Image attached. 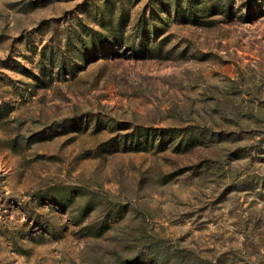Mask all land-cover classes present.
<instances>
[{
    "label": "rangeland",
    "instance_id": "rangeland-1",
    "mask_svg": "<svg viewBox=\"0 0 264 264\" xmlns=\"http://www.w3.org/2000/svg\"><path fill=\"white\" fill-rule=\"evenodd\" d=\"M0 264H264V0H0Z\"/></svg>",
    "mask_w": 264,
    "mask_h": 264
},
{
    "label": "trees",
    "instance_id": "trees-1",
    "mask_svg": "<svg viewBox=\"0 0 264 264\" xmlns=\"http://www.w3.org/2000/svg\"><path fill=\"white\" fill-rule=\"evenodd\" d=\"M118 28L117 29H115V30H111V33L113 34V35H115L116 37H115V39L117 40V39H120L119 37H120V35L121 34H118V33H116V32H121V29L123 30V28H124V24H121V23H119L118 22ZM102 28L103 29H107V26H102ZM106 33H107V30H106ZM110 33V34H111ZM122 33V32H121ZM118 35V37H117V35ZM121 41H122V39H120ZM118 45H122V44H118ZM101 55H103V56H108V52H106V50L103 52L102 51V53H101ZM112 55V54H111ZM132 55H133V57H136V58H138L139 56H138V53L136 52V51H133L132 52ZM148 132V130H146V129H138V130H135V135H133L134 136V142H131L129 145V150H131L132 151V149L134 150V151H145V150H147L150 146H152V144L151 143H147L146 141H142L141 140V138H142V136H141V134L145 137V134ZM141 133V134H140ZM133 141V140H132ZM125 147V146H124Z\"/></svg>",
    "mask_w": 264,
    "mask_h": 264
}]
</instances>
